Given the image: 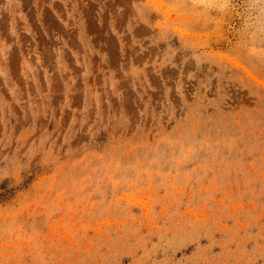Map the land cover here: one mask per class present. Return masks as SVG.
<instances>
[{
	"label": "rangeland",
	"instance_id": "374dc122",
	"mask_svg": "<svg viewBox=\"0 0 264 264\" xmlns=\"http://www.w3.org/2000/svg\"><path fill=\"white\" fill-rule=\"evenodd\" d=\"M0 264H264V0H0Z\"/></svg>",
	"mask_w": 264,
	"mask_h": 264
}]
</instances>
